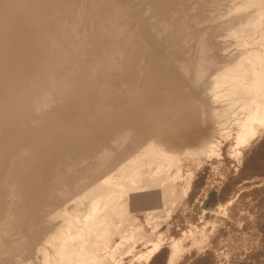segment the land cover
<instances>
[{"label":"rangeland","instance_id":"obj_1","mask_svg":"<svg viewBox=\"0 0 264 264\" xmlns=\"http://www.w3.org/2000/svg\"><path fill=\"white\" fill-rule=\"evenodd\" d=\"M95 1L102 17L76 15L94 31L84 58L71 18L57 32L69 58L54 65L48 48H28L25 82L0 75V89L19 83L12 96L26 115L0 125V264H61L72 246L78 264H264V122L249 118L264 108V0ZM33 7L5 0L0 10ZM130 41L136 60L119 53ZM111 65L139 73L145 108L195 114L205 146L190 132L178 144L154 137L149 109L136 123L100 114L99 98L136 94L119 89L118 67L107 76ZM248 126L254 135L240 141ZM88 183L108 186L87 195Z\"/></svg>","mask_w":264,"mask_h":264},{"label":"bare ground","instance_id":"obj_2","mask_svg":"<svg viewBox=\"0 0 264 264\" xmlns=\"http://www.w3.org/2000/svg\"><path fill=\"white\" fill-rule=\"evenodd\" d=\"M4 1L5 0H0V8L3 5ZM31 1L33 3V6H34L33 8H24V9L21 8L19 12L14 10L12 15L9 18H5L4 12H2L0 10V20H1L0 24L4 25L6 27L5 33H7V36L0 37V57H1L0 58V75L6 77V82H7V79L10 80V77H13V78H11V81H13L15 78V80H17L20 83L25 82L28 79L26 77L27 76L26 73L22 72L18 68L21 65H25L29 61V59L26 56L25 49L33 48L35 50V53L39 55V53L41 51L39 49L48 48V51H49L48 58H51L54 61V65L56 63V60H58V57H68L69 58V56L71 54L69 51H71V50H69L68 47L64 44V42H62L59 39V37H57L58 36L57 32L59 30L63 31V29L66 27L65 21L70 20L71 18H72V22L74 23L73 26L76 28V31L81 33L79 36H80L82 42H80V43H82L83 46L79 52V55L81 58H84V56L87 54V52L89 50V47L87 44H89L91 41H93L92 34H94V31L89 26L87 27V23L84 20L79 21V19L76 18V15L78 13L82 12L81 16L93 14V15H95V18H97V17H102L103 12L105 11V4L102 2L99 3L95 0H83L80 6L75 4L73 2L74 0H31ZM106 9H107V7H106ZM67 10L70 11L71 13H73L74 17L68 18L69 14L66 17H63L62 16L63 13L67 12ZM112 11H113V9L110 8L108 14L112 13ZM51 14H53L54 16H51ZM50 20H51V22H50ZM24 21H29L30 22L29 26L25 25V28L22 27V28H19L17 30V26H20V24L24 23ZM50 30L52 31V33H50ZM29 33H31L33 35V38H31ZM19 35H21V37H23V39H24L21 42L17 41V37ZM63 36H64V34H63ZM131 44L132 43L130 41V43H128L125 47H123L122 50H119V53L122 54L121 52L127 51L126 54L123 53V54H125L124 57H126V59L136 60L137 59L136 56L134 54L130 55L129 51L131 49L140 51V48L138 47V45H131ZM123 45H125V44H123ZM37 49H38V51H36ZM3 57H5V59H2ZM42 57L43 56H41V59H42ZM3 60H5V62H3ZM47 61H49L50 63H53L50 60H47ZM9 62L13 64L12 67L15 69L14 71H11L12 68H11V70H10V68L8 70ZM205 63H207V62H205ZM205 63H204V67L206 65ZM118 66L120 67L121 65H118ZM118 66H116V67H118ZM116 67L111 65L110 70L107 73V76L113 77V75H111V73L114 72V69ZM123 67H126V66L124 65ZM123 67H121V69L119 68L121 70V72H119L118 74L121 75V76H119L121 78L119 80H116V82L118 83V87H119V82H120V84L122 85V88L125 85V88L127 90H134L136 94L134 95V97L132 99L127 98L126 100H120L119 99L121 97L120 93L122 95L123 92L113 93L110 96V99H108L110 101V102H108V104H106L107 99L103 96V97L99 98L103 107H100L98 109V111L100 112V114L105 113V116H109L111 114V111H113V110H115L116 113L123 112L124 113V120L126 122L131 120L133 123H136V122L140 121V119H141L140 115L145 114V110L149 109V108H145L146 101H145L143 94H142V91L145 92V90L142 89V85H141V82L143 81V79H141L139 73H136V72H128L127 73L126 69L122 70ZM7 71H10V72H7ZM115 73H116V71H115ZM190 73L193 74L192 72H190ZM183 74H185V73L183 72ZM187 76H188V73H187ZM190 76H192V75H190ZM257 76L258 75H256L255 77H257ZM258 77H260L261 81L263 80V79H261V76H258ZM260 80H259V82H260ZM263 82H264V80H263ZM13 85H15V86H12V87L10 86L11 89H7L8 86H6V88L0 89V125L1 124L3 125V120L6 121V119H8L9 121H11L12 117L14 118L15 123H16V121L19 122V121L25 120V118H26V115L23 113V106L25 105L24 99L21 97H13L12 96L13 91L15 90L16 87H18L19 83L13 84ZM120 88L121 87H119V89ZM184 97H185V95H184ZM111 101H114L113 102L114 107H111L112 106ZM242 103H244V106L250 107V102L247 101V99L244 98ZM177 104H179V103L176 102L175 106ZM42 108H43V105H42ZM138 108L140 109V113L137 110ZM10 109H12V110H10ZM61 109H63V108H61ZM196 110H197V108H196ZM249 110H250V108H249ZM259 110H261V109H259ZM217 111L220 115L223 114L222 117L225 116L224 112L222 113L220 111L221 112L220 113L219 110H216V112H214L211 109L209 111V113L214 112L215 115H217L216 114ZM180 112L181 111H177V109H174V108H169L168 110H166L165 108H163V106H161V103H160V106L152 107L150 112L148 113V114H150V116L148 117L146 123H148L150 125V131L153 133V136L158 137L159 135H161V136L166 135L165 137L167 139L169 138L170 141L175 139V140H177L176 142L178 144V143H180V141H182V140L184 141L183 138H185V137L183 135L186 136V135H188V132H190V134H192V135L195 134L193 138H194V140H196L195 143L197 145H199V148H202L203 146H205V143H206L205 140L207 138L205 139L204 135L202 134L204 132V130H202L201 126L199 127V125H198L199 124L198 122H200L201 120H198L197 118H195V114H190L188 116H186L184 114L182 117H180L179 116ZM251 113H253V115L249 116L250 119L255 118L258 122H264V108H262L261 112L255 111V113H254V111H253ZM96 114H98V113H96ZM213 116H214V114H213ZM215 120H217V118H215ZM215 123H217V122H215ZM200 125H201V123H200ZM207 131L209 132L208 129H207ZM254 133H255V131L253 130V128L251 126H248L247 128H245L241 131V133L239 135V140L245 141L247 138L252 137L254 135ZM192 135H191V137H192ZM189 140H190V138H189ZM167 141H165V142H167ZM186 141H188V140H186ZM191 141L190 142L188 141V142L191 143ZM193 143H191V144H193ZM196 144H195V146H196ZM169 145L172 146V144L170 142H169ZM172 148H175V147L172 146ZM39 178L40 177H38V179ZM117 179H118V177H117ZM26 181H31V179H26ZM21 184H22V182H21ZM105 184L103 186L100 183L85 184L83 186V188H84L83 193L88 195V194L93 193L97 190H100V189L102 190L104 188ZM106 185L108 186V184H106ZM21 187H23V188L21 189L20 186H18L20 191L23 189H24L23 191H25V193L22 192L23 198H26L28 196V194H31L30 191H31L32 185H29V184H27V182H24ZM24 194L26 196H24ZM94 195H95V193H94ZM43 197H41V200H40L42 204L46 203V202L42 201L44 199ZM21 202H23V201H21ZM94 204L92 205V207L94 206ZM81 207H82V205H81ZM18 222H19V219L14 224H18ZM79 237H80V235L78 236V238ZM74 244L75 243H73L72 245H74ZM71 246H68V247H71ZM63 247H65V246H63ZM74 247H75V245H74ZM61 250H59L62 254L61 258H64L63 261L61 259V261H62L61 264H78V262H80L77 259V254L79 252L76 253L77 249L73 248V246L71 249L63 248ZM177 251H178L177 247H173L172 256H171L172 258L175 256Z\"/></svg>","mask_w":264,"mask_h":264}]
</instances>
